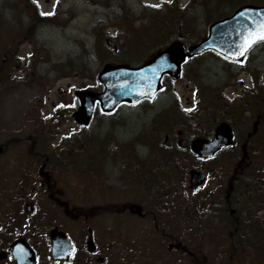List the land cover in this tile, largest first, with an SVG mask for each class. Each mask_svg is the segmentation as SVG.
Returning <instances> with one entry per match:
<instances>
[{
  "label": "rangeland",
  "instance_id": "374dc122",
  "mask_svg": "<svg viewBox=\"0 0 264 264\" xmlns=\"http://www.w3.org/2000/svg\"><path fill=\"white\" fill-rule=\"evenodd\" d=\"M33 1L40 9L41 15L46 13L56 15L53 17L52 22L46 24L36 22L31 31L32 37L28 38L26 35L21 37L18 33L19 30L24 33L28 26H32L33 21L30 20V16L34 11L33 6H29L30 4L25 3L24 0H16L12 2L16 6L15 11L11 12L9 10V1L0 0V45H12V48H17L15 54L21 59H19L20 62L23 64L24 62H29L25 73L26 78L20 82H12L10 85L7 83L5 87L8 91L0 97V144H4L3 140L7 141L18 135L27 138V142L33 143V139L30 138L36 135L35 129H41L44 135L46 132L51 133L53 126H41L38 124L37 118L39 114H41V118L48 116L50 113L58 115L53 109V104L62 106L61 108L66 110L65 114H69L68 121L62 118L54 124L57 136H59L58 133L68 128L72 130L77 128L75 121L73 119L70 120V113L77 104L74 92L84 88L92 89L96 87L94 90L101 88L96 82V72L103 66L104 58H110L114 55V52L107 47L105 39L111 38L116 42L122 40V31L116 33L117 28L113 24L118 22L117 18L113 16L114 11L112 12V9L121 7L126 2L130 3L134 8V16L137 17L139 25L143 22L142 16L139 15L140 12H137L140 10L141 5L144 6L145 13L157 10L162 13L165 12V8L160 6L170 0ZM176 1L181 6H184L189 0ZM246 3L254 5L264 4V0H257L256 2L247 0ZM155 5L159 6L156 7ZM204 6L205 10L209 9L210 12L217 13L212 21L224 18V16L232 14L234 10L229 7L225 0H208V3ZM196 8L198 10L201 6ZM191 12L187 15L190 16ZM198 12L200 13L199 17L193 18L191 25L198 29L197 34H204L207 28L202 23L205 13L203 10H198ZM25 20L29 24L27 27L20 24L21 21L24 22ZM183 22H186V19ZM135 50L145 51L144 48ZM120 52L112 57L113 59L117 58L112 61L131 64L132 62L123 60L129 56L133 60L132 57L135 56L131 52L127 55L123 49ZM71 60L77 64V67L71 73H63L69 69L64 65L68 62L73 64ZM60 63H63V65ZM184 70L182 77L165 88L155 99V103L150 109L121 106L116 115L105 120L98 118L92 125L90 136L84 135L83 132L79 134L83 138L81 141H85V143L89 141L91 146L98 144L100 147L110 135H112L110 137L112 138L111 140L119 138L121 144L125 143L122 141L124 140L126 145L129 146H131V141L134 140L136 144L133 150L141 162V164H134V167L131 168L133 169V174L131 175L133 176V181L127 182V186L123 189L126 184L120 179L121 173L116 171L118 167L109 162L106 163V158L100 152V155L97 154L99 156L97 162L92 159L94 155L89 154L87 161L83 163H87L91 168L100 171L97 175L98 181H96L98 185L94 186L93 192H90L91 186H84L85 180L79 176V199L76 201L68 200L70 206H77L78 209H83L87 216L96 214L94 217H88V221L80 219L78 224L82 227L84 238L86 237L87 227H93L95 230L94 240L101 248L99 255L105 256L104 264H132L129 262V258H131L132 251L130 246H133L134 238L138 239L137 245L140 250V258L138 259L143 261L144 264L147 262L148 264H174V260L177 264H193L191 259L181 251L168 249V243L174 242L168 236H172L175 240L179 239L182 244L192 249L197 255L198 251L194 250L190 245H197L202 248L204 253L208 254V249L210 248L206 247L207 236L203 228L197 223L200 219V214L203 220L202 206L199 207V205L203 200L208 203L221 200L227 192L228 185L234 189L239 186L243 189L241 180L236 178V176L246 177L249 181L251 179L254 180L256 176L253 177L251 171L253 166H255V161L258 162V166L262 164L255 157L261 156L259 147L261 146L260 142L264 141V101L261 105L258 104L256 106H253L252 103L251 113H248L247 117L236 120L240 117L237 116L235 118L236 121L232 122L234 133L237 136V145H234V148L219 154L218 159L204 162L201 158L191 156L186 147V150L182 151L185 156L181 158L185 159V164L177 170L174 179H170V183L166 182L163 187H159V191H152L147 177L149 174L148 168H151L148 162L155 159L157 162L164 156H160L158 153L154 154V152H157L158 146L156 145V138H154V127L151 121L158 117V113L168 110L167 121L163 120L159 126L169 127L171 134L175 135L176 140L183 139L184 144L187 145L196 136L203 137L201 136L202 134L211 136L213 129L219 122H227L225 118L227 115L232 114L230 113L231 110L238 112L239 107L236 108L233 104L236 103V99L239 96L243 95L245 98L246 96H251L255 101H258L259 97H264V85L261 84L263 82L261 74L264 71V42H259L249 50L247 58L241 63L229 64L216 55L205 53L197 60L193 59V61L188 62ZM11 75L23 76L18 70L13 71ZM33 80H40L42 84H44V81L46 83L44 85L31 84ZM253 83H255L254 86ZM60 87L64 88L61 94L58 93V88ZM257 87L259 90H256ZM222 98L228 104L224 105ZM177 103L181 104L182 107H179ZM195 104L199 105V110L205 109V113L198 115L195 112L192 115L194 120L191 118L183 121L187 116L180 110L193 107ZM247 104H244V106ZM177 113H179V116ZM183 115L184 117L181 119L180 116ZM258 115H262L263 124L259 127L257 135L250 141L247 138H242L245 128L246 131L250 129L252 122ZM197 116L202 117L203 122L197 120ZM62 117H65V115ZM156 124L158 125V123ZM110 129L111 134L108 135L109 132L107 131ZM178 130H183L180 136L176 134ZM113 143L117 144L115 141ZM241 143L247 144L248 148H242L241 151L238 146ZM99 146H96L94 150L99 151ZM9 151H19V148L10 149ZM241 155H244V157L240 161ZM156 162L153 163L152 168ZM168 165L166 163V165H159L158 167L160 169ZM236 165L237 174L233 173L231 175ZM190 168L202 170L210 175L211 180H209L207 187L203 191L193 192L188 188L187 179L188 169ZM216 169L226 172L223 182L214 179L217 173L215 172ZM67 172L68 169L65 175H67ZM55 175L57 176V174ZM157 177L162 178L163 176L158 175ZM159 182L161 181L159 180ZM101 191H104L103 195L105 197L98 194ZM166 195L171 196V204L164 202L163 197ZM43 204L49 206L48 215L44 217L41 211L42 218H40V210L37 211L35 209L36 211L32 213L35 216V222L30 228H27L26 225L24 229L27 231L26 235L30 238L34 233L37 234L34 242L38 246L37 255L39 257L46 254L47 245L43 243L45 235H47L46 230L55 223H58L61 229L69 231L77 242L80 239L75 226L64 221L56 206L51 205L47 200ZM136 205L143 208V212L145 211L146 213L144 217L141 218L131 212L129 213L127 210L124 211L125 206H127L128 210H131ZM164 206H168V209L165 210ZM10 209L13 213L16 212L13 205H10ZM178 210L180 211L178 212ZM24 216L25 213L23 212L17 213L16 220L13 221L20 228L22 223H25ZM27 217L29 219L31 216ZM195 218L196 220H191ZM178 219L184 221H179ZM185 220H190L193 226L188 232L185 230ZM262 220H264V214H262L260 222ZM7 221H9L7 213L0 212V222L5 223L7 226ZM167 224L169 227L165 228ZM258 226H260V223ZM108 228L112 229L114 233L116 231L115 228L119 229L118 232L121 237V241L117 238L113 239V247L109 249L106 247ZM44 229L46 233L43 232ZM223 230L226 231L227 235L220 239L222 244L218 241L219 246H223V244L229 246L228 225ZM259 231L261 234L264 233V228L260 227ZM4 232L5 230H3ZM164 233L166 234L165 237L163 236ZM0 236L4 237V234L0 232ZM42 238L43 240H40ZM251 238L257 243V236H252ZM122 250H125L123 256ZM232 253L234 258L236 257L239 260V263L246 258L244 264H249L250 262L259 264L264 257V247L249 244V246L238 249L235 246L231 249V257ZM228 255L229 253H226V256ZM91 258L93 257H90L89 260L94 262ZM231 262L233 264V260ZM42 264H45V262Z\"/></svg>",
  "mask_w": 264,
  "mask_h": 264
},
{
  "label": "flooded vegetation",
  "instance_id": "af4514ba",
  "mask_svg": "<svg viewBox=\"0 0 264 264\" xmlns=\"http://www.w3.org/2000/svg\"><path fill=\"white\" fill-rule=\"evenodd\" d=\"M263 98V97H262ZM260 99L258 102L259 105L264 101ZM264 105V103H263ZM264 109V107H263ZM199 115H202L199 113ZM59 117L58 119H60ZM201 120V117H198ZM252 127L242 133L247 138L248 141L252 140L254 136L258 133L259 127L263 124L262 115H258L252 122ZM59 136L55 133H48L46 136H54V140L51 141V138L48 139V142L44 145L40 143L41 149H35L34 144H21V150L17 152H7L3 153V146H0V193H9V192H20V191H36L41 190L42 188H50L49 197L53 202H57L60 208L64 210L65 214H68L69 217L76 219L77 213L81 209L75 208V206L70 207L68 200L76 201L79 199V186H78V175H77V164H76V153L74 142L66 131L58 133ZM40 137L39 135H33L30 139ZM62 138V139H60ZM27 140V138H24ZM175 143V139L170 141L167 146H174L179 144ZM244 143L239 145V148H243ZM262 164L258 166V162L255 161V166L252 169V176L256 178L251 179L250 175V190L252 193L248 198L243 200L238 195L231 196L235 192L234 188L231 187L227 190L225 197L221 198L218 201H210V203L203 201V222L205 225V235L207 236L208 245L211 252L213 248L216 252H221L222 254L228 253L235 246H228L223 244V246H218V241L221 243L220 239L226 235V231L223 228L227 227V213L229 217H234V229L230 233L231 237L234 234H240L241 239L239 244H237L238 249L245 247V241L248 240L250 245L263 246L264 247V233H260L259 228H264V220L260 222L262 214H264V141L260 142ZM27 147L28 149H26ZM248 148V145H247ZM258 148V147H257ZM44 170H41L42 166ZM68 172L65 175L66 170ZM47 170V172L45 171ZM57 174V176L55 175ZM49 180V181H48ZM207 184L209 179L207 177ZM163 183L166 180H162ZM207 187V185L205 186ZM204 187V188H205ZM202 189V191L204 190ZM245 199L250 201L248 206H243ZM223 200L231 202L233 200V208L229 207L228 210L225 207ZM24 203V202H23ZM207 204V207H206ZM68 208L73 209L70 211ZM244 208V210H243ZM79 210V211H78ZM78 219V218H77ZM77 221V220H75ZM260 223V226L258 224ZM252 236L258 238L257 243L252 240ZM113 239L108 240L107 248L113 247ZM214 241V242H212ZM0 247L1 241H0ZM3 248V247H2ZM82 257L86 258L90 254L84 252V248L81 247ZM94 252L95 255L100 254L101 248L98 247ZM71 258H69L70 260ZM69 260L66 264L69 263ZM80 262V261H79ZM199 264V263H197ZM202 264H215L212 263H202ZM226 264H229L227 262ZM259 264H264V257L262 262Z\"/></svg>",
  "mask_w": 264,
  "mask_h": 264
},
{
  "label": "water",
  "instance_id": "95a60500",
  "mask_svg": "<svg viewBox=\"0 0 264 264\" xmlns=\"http://www.w3.org/2000/svg\"><path fill=\"white\" fill-rule=\"evenodd\" d=\"M261 20H264V5L239 7L232 15L214 21L209 26L207 37L187 48L181 40H174L167 48L141 66L133 68L127 64L105 65L98 73L97 78L105 86L104 91L102 93L83 91L80 95L81 105L74 112V119L80 124L88 123L96 99L99 100L105 111H111L117 103L122 101L136 103L142 98L155 97L161 87L160 80L163 75L169 74L172 79L180 76L184 57H191L205 50H213L225 57L229 52L237 50L247 30L255 27ZM244 57L237 56L231 60H242ZM213 136V139L208 141L196 139L191 144L193 152L201 156H208L223 145L231 143L230 128L224 124L218 127ZM189 181L190 187L198 188L203 184L204 176L200 171L192 170ZM51 239L53 257L66 256L70 251L71 244L68 239H65L63 233L57 232L55 228L51 231ZM11 250L16 264H34V255L24 242L19 241L12 244ZM5 257L6 253L1 252L0 259Z\"/></svg>",
  "mask_w": 264,
  "mask_h": 264
},
{
  "label": "trees",
  "instance_id": "16d2710c",
  "mask_svg": "<svg viewBox=\"0 0 264 264\" xmlns=\"http://www.w3.org/2000/svg\"><path fill=\"white\" fill-rule=\"evenodd\" d=\"M9 1V10L11 12L15 11V5L12 4V2L16 0H8ZM25 3H29L28 5L31 6V0H24ZM217 1V0H215ZM224 1V0H223ZM229 4V7L232 9H235V7L245 4L247 0H225ZM251 1V0H248ZM257 0H253V2H256ZM196 2V4H195ZM208 3V0H189L184 6H181L180 3L176 0H170L168 3H166V10L165 12H146L144 9H140L141 11V16H146L144 21L141 22L139 25H134V21L132 20V11L133 8H130L127 6V4L124 3V5H121L120 7V14L116 16L118 26L116 28L119 29V31H122V41L119 43L120 50L123 49L126 51V54L129 55V52L135 53L137 48H144L145 51L142 53V55L145 53L146 57L148 55L156 52L159 50L160 47L164 46L167 44L168 41L172 40L173 38H177L178 35H181L185 38L187 42H193L196 39H199L203 37L204 34H197L198 29L192 27L191 21L194 18L199 17V12L198 10H203L205 15L203 17L202 23L204 25H208L212 21L213 18L216 17L214 12H210L209 9L205 10V4ZM201 6L200 9L197 10V6ZM33 6V5H32ZM4 7V6H2ZM33 13L30 16V20L35 22H51L53 18L48 17L47 15L45 17H39L38 10L36 7H33ZM192 11V12H191ZM191 12V15H187L188 13ZM141 17V19H142ZM210 17V18H208ZM184 19H186V22H183ZM159 22V23H158ZM33 26H28L25 29V34L27 37H31V31H32ZM16 48L13 47L12 45H0V97L8 91L6 89L5 85L8 83L12 84V82L15 81V79L11 76L8 75V72H12L16 68V60L15 58V53ZM111 56L108 58V60H113ZM130 57V56H129ZM129 57H126L123 61L127 62H132L133 64L136 63V58L132 57L133 60H131ZM145 57V56H143ZM140 58V57H139ZM12 59V60H11ZM107 59L104 58L103 61ZM117 59V58H116ZM12 61V64H11ZM72 61V60H71ZM120 61V60H118ZM73 64H69V62L64 65L69 67L73 71L75 67H77V64L72 61ZM63 65V63H60ZM71 70L64 71L63 73H70ZM38 83H41L40 81ZM247 99V97H246ZM251 102H249L250 104ZM247 107V106H245ZM249 108V107H247ZM168 110L165 112H162L159 117H163L167 121V115ZM179 116V113H177ZM183 116H180L181 119ZM157 118V117H156ZM162 119V118H161ZM186 120L185 118L183 121ZM166 132L170 133V128L165 129ZM159 135H155L156 138V145L158 146V150L156 153H158L160 156H164V158H161L159 161L156 162V160H153V163L156 162L155 168H148L149 174L147 175L148 181H151L153 178H155L154 182H158L160 180V177H157L158 175H162L165 177V179H168L169 177L173 178L176 175V172L178 169L184 165L185 159H180L176 160V157H171V151L170 149L166 148H160L159 146ZM80 145H77V148ZM177 161V163H176ZM179 162V163H178ZM152 163V164H153ZM169 164L168 166L164 167L163 169H158L159 165H166ZM175 163L177 164L175 166ZM173 165L172 168H170ZM162 166V167H163ZM151 171V172H150ZM157 183V185H159ZM182 210V209H180ZM178 210V212L180 211ZM186 211V210H184ZM185 230L187 232L190 230L192 227L190 224V221H187ZM235 238L241 239V235H237L234 237V242H237ZM231 240V239H230ZM231 254V253H230ZM232 257H234V254L232 253Z\"/></svg>",
  "mask_w": 264,
  "mask_h": 264
},
{
  "label": "snow or ice",
  "instance_id": "6c2138e0",
  "mask_svg": "<svg viewBox=\"0 0 264 264\" xmlns=\"http://www.w3.org/2000/svg\"><path fill=\"white\" fill-rule=\"evenodd\" d=\"M155 6L158 7L159 5ZM258 42H264V20L257 23L255 27L248 29L246 34L242 37L237 50L235 52H229L225 58L234 59L237 56H244L246 52ZM141 94L143 95L144 93Z\"/></svg>",
  "mask_w": 264,
  "mask_h": 264
}]
</instances>
